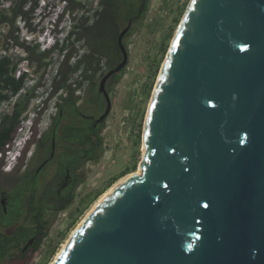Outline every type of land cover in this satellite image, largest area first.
Returning a JSON list of instances; mask_svg holds the SVG:
<instances>
[{
    "label": "water",
    "instance_id": "water-1",
    "mask_svg": "<svg viewBox=\"0 0 264 264\" xmlns=\"http://www.w3.org/2000/svg\"><path fill=\"white\" fill-rule=\"evenodd\" d=\"M98 83L111 110L106 80ZM144 154L52 264H264V0H189L146 111Z\"/></svg>",
    "mask_w": 264,
    "mask_h": 264
},
{
    "label": "rangeland",
    "instance_id": "rangeland-1",
    "mask_svg": "<svg viewBox=\"0 0 264 264\" xmlns=\"http://www.w3.org/2000/svg\"><path fill=\"white\" fill-rule=\"evenodd\" d=\"M82 2L85 5L84 14L88 15L92 20L94 10L99 8L98 0H82ZM188 2L189 0H149L147 11L140 18L133 21L129 34L123 40L128 51L127 63L122 68L123 71L119 79L117 81L113 79L108 84L111 110L101 132L103 151L101 156L92 163L90 172L87 173L86 181L79 189L77 198L80 199L78 211L72 217H64L63 220L56 217L50 221L47 233L41 240L39 249L29 254L26 264H50L62 243L70 236L71 231L85 216L94 201L118 179L138 169V164L142 158L143 124L151 94L171 40ZM65 7L66 2L65 5L62 3L60 5L55 4L53 9H49L47 5L39 13L35 9L29 14V19L26 21L28 25H33L41 16L40 23L44 26V32L45 28L53 23V21L49 20V16L53 20H57L51 35L54 39L53 46L55 44L58 46L57 49L52 50L47 55L44 53L46 50L43 51L41 44H38L35 53L37 55L42 53V58L40 60H29V68L31 70L34 69V79L38 83L41 81L42 86L33 91L34 95L27 101V107L22 112L20 120H25L29 114L36 115L39 112L38 108H40L43 112L47 109L42 115L45 122L50 113L54 111V101L56 100L54 95L56 93L52 94V80L56 76L62 60L59 48L62 45L65 30L69 23L68 16H62V11L65 10ZM43 13L45 14L43 15ZM9 14L10 12L8 11ZM126 24L127 20L119 22V31ZM32 29L35 30V27ZM35 34H30L29 37H37ZM17 39L21 41L19 35H17ZM23 43L29 47L36 46L35 43H31L32 45L26 42ZM17 49L22 55L28 57L29 53L26 48L19 45ZM84 50V42H74L72 44L70 42L67 53L74 55ZM39 63H41L40 66L38 65ZM108 70V65L104 62L100 71L95 74L94 79L89 81L81 80V86L78 89L79 94L83 92L91 93L96 90L101 76ZM77 74L78 72L72 75L71 79L74 83L80 80L76 76ZM27 86L32 87L27 84L24 89ZM71 87H74V84ZM64 91L65 89H62L61 93H64ZM18 98L19 96L12 97L11 102L18 100ZM36 104H38V107ZM10 105L5 107L1 104L0 115L7 111L10 113L15 106ZM17 132L16 127L13 136H16ZM4 155L7 156L5 153ZM9 155L11 156L12 152ZM4 161L8 165V160L5 159ZM125 171L127 172L123 174ZM8 258H0V264H10L11 261Z\"/></svg>",
    "mask_w": 264,
    "mask_h": 264
},
{
    "label": "flooded vegetation",
    "instance_id": "flooded-vegetation-1",
    "mask_svg": "<svg viewBox=\"0 0 264 264\" xmlns=\"http://www.w3.org/2000/svg\"><path fill=\"white\" fill-rule=\"evenodd\" d=\"M133 21L129 19L127 23L132 25ZM8 59L9 74L14 76V64ZM18 59L22 61L21 57ZM26 60L29 61L28 57ZM116 73L106 80L108 94V84ZM28 77L27 73L15 77L22 79L16 94L0 79V105L14 96L19 98L13 105L29 101L32 91L42 83L36 80L34 86L24 89ZM78 89L56 93L54 111L45 122L42 115L47 109L43 112L38 108L29 138L9 169L4 161L7 156L0 159V253L31 254L37 237L36 221L50 222L56 217L63 220L78 211V192L95 162L97 143L108 116L100 118L106 108V97L98 86L91 93L79 94Z\"/></svg>",
    "mask_w": 264,
    "mask_h": 264
},
{
    "label": "trees",
    "instance_id": "trees-1",
    "mask_svg": "<svg viewBox=\"0 0 264 264\" xmlns=\"http://www.w3.org/2000/svg\"><path fill=\"white\" fill-rule=\"evenodd\" d=\"M28 0H16L14 7L10 14H0V22L8 21L10 30L8 36L12 37L15 44H18L28 51V59L40 60L42 53L37 55L35 47H29L23 42L18 41L17 36L13 34L15 27L14 21L17 16H21L28 21L29 14L33 12L37 3L33 0L30 9L24 10L23 6ZM66 2L65 10L62 14L68 16L70 22V29L65 34L59 52L62 54V60L58 67V72L52 80V94L61 93L62 89L75 90L81 86V80L94 79L95 74L100 71L102 64L108 65V68H114L121 60V52L117 46L116 37L119 33V22L122 20L138 19L148 9L149 0H98L99 8L94 10L93 18L84 14V3L82 0H64ZM129 32L126 33V36ZM125 36V37H126ZM84 42L85 50L81 53L71 55L67 53V48L71 42ZM57 44L53 49H48L45 54H49L52 50L57 49ZM36 54V55H35ZM73 60V62H71ZM119 60V61H118ZM49 62V61H48ZM48 64V63H47ZM39 66L41 63L38 64ZM46 65V63H45ZM10 60L4 57L0 60V79L4 82L5 87L9 88L12 94H16L22 85V79H16L9 74ZM123 69L114 75V81H117L121 76ZM80 78L76 83L72 82V75L76 74ZM74 84V87L71 85ZM34 93L32 91L31 96ZM5 96V95H3ZM28 102H17L11 114H4L0 117V154L4 155L5 146L11 143L13 133L16 130L17 124L20 122V116L26 109ZM97 155L95 161L101 156L103 151L102 139L99 140ZM134 167V164H133ZM127 171L123 172L125 174ZM122 174V175H123ZM50 222L36 221L34 229L37 232V237L31 252H36L41 240L47 233ZM8 259L10 264H26L29 255L23 256L21 254H6L0 253V258Z\"/></svg>",
    "mask_w": 264,
    "mask_h": 264
},
{
    "label": "built area",
    "instance_id": "built-area-1",
    "mask_svg": "<svg viewBox=\"0 0 264 264\" xmlns=\"http://www.w3.org/2000/svg\"><path fill=\"white\" fill-rule=\"evenodd\" d=\"M15 3H16V0H0V14L5 13L6 15H8V11L9 12L11 11V9L14 7ZM36 3H37V5H36L35 9L38 10L37 11L38 13L41 12L42 9H44L47 5H48L49 9H51V8L53 9L55 7V4L60 5V3H62L63 5H65L64 0H36ZM32 4H33V0H28L24 4L23 9L24 10L30 9ZM44 14L45 13H43V15ZM48 18H49V20L53 21V23L49 24V26H47L43 32L44 26L42 23H40L41 22L40 21L41 16L33 25H28L24 18H22L21 16H17L15 21H14L15 30H14L13 34L15 36L19 35L21 38V42H26L28 44L35 43L36 45L41 44V49L43 51H45L48 48V40L53 39V37L51 35L50 38H48L46 41L44 40V37L47 33L51 34L53 26L57 22V20H55V19L53 20L51 18V16H49ZM31 27L32 28L35 27V30H33ZM9 30H10V24L8 21L0 22V38H2V40H0V60L4 57L10 58L12 61V65L14 64V68H13L14 76L16 78H18L19 76L27 73L29 75V77L27 79V84H28V83H30L31 77L34 78V75H33L34 69L31 70L29 68V66H28L29 61L26 60V56L22 55V53H20L17 49V47L19 45L14 43V40L12 37L8 36ZM34 33H36L35 35H37V37H35V38L31 37L30 38L29 35L34 34ZM19 56L22 58V61H19V59H18V58H20ZM34 81L36 82L35 79H34ZM10 104L13 106V101L12 102L10 101V102L2 104V105L5 107H8ZM7 113H8V111H7ZM28 123H29V121L27 118L25 120H20V122L17 124L18 132L20 133V131H22L23 128L25 126H27ZM18 132H17L16 136H13L11 143H9L5 146V148H6L5 154L7 155V160H8V165H6V169H9V167L11 165H13V159L15 158V155H17V152H19L18 150L13 151L12 145L16 144L15 146H17L18 148H20L23 145V141L20 138V136L18 135L19 134ZM26 134L27 135L30 134V129L26 130ZM10 152H12L11 156L9 155ZM0 155H2V153Z\"/></svg>",
    "mask_w": 264,
    "mask_h": 264
},
{
    "label": "clouds",
    "instance_id": "clouds-1",
    "mask_svg": "<svg viewBox=\"0 0 264 264\" xmlns=\"http://www.w3.org/2000/svg\"><path fill=\"white\" fill-rule=\"evenodd\" d=\"M63 12L64 11H62V14H63ZM65 16H67V15H65ZM69 22V21H68ZM70 23V22H69ZM68 23V25H67V28H66V30H65V34L68 32V30L70 29V24ZM50 36H51V34H49V33H47L46 35H45V37H44V40L46 41L48 38H50ZM65 36V35H64ZM64 38V37H63ZM54 43V40L53 39H49L48 40V48L46 49V50H48V49H53V44ZM53 46V47H52ZM28 84H30L31 86H34L35 85V81H34V78H32L31 77V79H30V83H28ZM36 106L38 107V104H36ZM36 117V115L35 114H29L28 115V121H29V123L27 124V126H25L24 128H23V130L22 131H20V133L18 134L19 136H20V138L22 139V141H23V145L20 147V148H18L17 146H15V145H12V150H13V147L15 148L13 151H15V150H18L19 152H17V155H15V158L13 159V163L15 162V160L18 158V156H19V154H20V151L22 150V148L24 147V144H25V142L28 140V138H29V135H27L26 134V130H29L30 128H31V125H32V122H33V120H34V118ZM3 156H5V155H0V159L2 160L3 159Z\"/></svg>",
    "mask_w": 264,
    "mask_h": 264
},
{
    "label": "bare ground",
    "instance_id": "bare-ground-1",
    "mask_svg": "<svg viewBox=\"0 0 264 264\" xmlns=\"http://www.w3.org/2000/svg\"><path fill=\"white\" fill-rule=\"evenodd\" d=\"M142 155L144 154L145 151V147L144 144L142 142ZM15 148L13 147V150ZM140 168L138 166V169L134 172L128 173L125 176L121 177L120 179H118L113 185H111L108 189H106L99 197L96 201H94V203L92 204L91 208L86 212L85 216L90 212L91 209H93V207H95L96 204H98L103 198H105L108 194H110L113 189H115L120 183H122L127 177H129L130 175H132L133 173H140ZM85 216L77 223V226L71 231L70 235L74 232V230L78 227V225L82 222V220L85 218ZM69 238V236H68ZM68 238L62 243V246L60 247V249L57 251V253L54 255V258L52 259V261L50 262V264L53 263L54 259L57 257V255L60 253V251L63 249V247L65 246Z\"/></svg>",
    "mask_w": 264,
    "mask_h": 264
}]
</instances>
